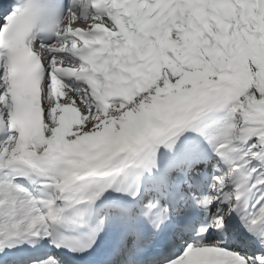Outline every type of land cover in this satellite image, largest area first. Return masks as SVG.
<instances>
[{"label":"snow or ice","instance_id":"obj_1","mask_svg":"<svg viewBox=\"0 0 264 264\" xmlns=\"http://www.w3.org/2000/svg\"><path fill=\"white\" fill-rule=\"evenodd\" d=\"M0 264H264V0H0Z\"/></svg>","mask_w":264,"mask_h":264}]
</instances>
